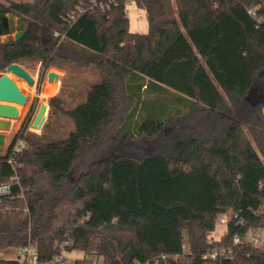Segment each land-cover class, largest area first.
<instances>
[{
	"label": "trees",
	"instance_id": "1",
	"mask_svg": "<svg viewBox=\"0 0 264 264\" xmlns=\"http://www.w3.org/2000/svg\"><path fill=\"white\" fill-rule=\"evenodd\" d=\"M4 1L0 16L18 17L24 35L0 41V71L39 62L93 67L98 79L62 109L75 123L67 137L23 128L0 147V184L11 182L0 251L35 244L38 264H63L76 248L99 264H264V249L245 239L264 228V0H135L147 32L130 30L128 0L107 11L88 0ZM19 203L24 219L5 214ZM214 247L233 253L205 260ZM163 253L177 259L152 260Z\"/></svg>",
	"mask_w": 264,
	"mask_h": 264
},
{
	"label": "rangeland",
	"instance_id": "2",
	"mask_svg": "<svg viewBox=\"0 0 264 264\" xmlns=\"http://www.w3.org/2000/svg\"><path fill=\"white\" fill-rule=\"evenodd\" d=\"M17 1H31V0H17ZM126 11L130 18V28L132 30H136L140 32H143V30L144 31L148 30L149 22H148L146 12L144 9L139 8L137 4L134 2H128L126 5ZM6 18L10 22L9 28L12 31L8 34L1 33L0 41H6L9 37L14 38L15 33L20 30L19 27L21 24H20V20L18 17L13 16L11 14H7ZM24 63L30 64L31 66H33V75L36 78V82L33 85H30L21 77L10 74L17 81L22 91L26 95H28V100L25 105H18V107L21 110V114L17 119L12 120L11 125L6 127L5 129L2 128L4 126L0 125V132H4L7 135L5 145L0 146V147H3L2 152L11 143L15 134L21 131L19 130L21 121L31 103L34 104V110H33L32 115L28 119L27 123L23 127V128H26L25 135L28 134L39 140L41 139L43 141L67 137L70 131H72L75 128V123L68 114L62 111V109L72 108L79 101L83 100L85 97L84 94L86 93L87 86L93 81L98 79V71L93 67L78 66L77 68L74 69L72 67H75V66H67V69H62L58 67H50L48 69H44L41 63L39 62H24ZM49 71H56L57 73H59L60 75L59 80L62 81L61 82L62 86H67V88L65 89L67 91L63 97L65 101L63 106H58V107L53 106L52 107L51 105V98L55 96L57 93H59L60 89L57 90L52 95L51 94L46 95L43 92L45 83L49 81L48 80ZM5 72L6 70L0 71V73L2 74H4ZM72 87H75V89L77 90L73 92ZM70 92L73 93L72 96ZM73 96L75 97L73 98ZM41 102H45L48 105V110L46 113L47 119L41 128L35 129L31 126L30 121L36 115L37 110L35 109L36 107H38V104ZM254 145L256 146L255 142H254ZM256 148L259 154L261 155V157L263 158L264 157L263 153L258 149L257 146ZM3 210L5 211V214H11V216H13V219L15 217H20V219H24L28 214V207H27V204L25 203L24 204L19 203L16 205L6 206ZM231 215L232 213H227L219 217V220L217 221L216 229L211 233V237H213V239L221 237V235L226 229L227 222L229 218L231 217ZM224 216L228 218L226 223H222L220 221V218ZM189 226L191 225H187V227L184 228V233H186L185 234L186 236L184 239V246H185L184 250H186V252H188L189 250V242H188V227ZM245 239L257 245L258 247H260V249H264V228H257L255 230L249 231ZM26 246H31V247L34 246L36 247L38 251L37 245L35 244L30 243ZM21 247H24V246H21ZM21 247L0 251V256L18 259L20 264H29L30 261L27 258H24L20 255ZM74 250L75 251L72 252L74 255H77L78 254L77 252L81 251L86 256L84 258L91 261L93 264H97V263L99 264L103 261V256L98 255L97 253H94V252L86 253L84 250L77 249V248ZM68 252L70 251L64 250L57 259L64 257L65 259H67V264H76L73 254H69ZM28 256H31V254H29Z\"/></svg>",
	"mask_w": 264,
	"mask_h": 264
},
{
	"label": "water",
	"instance_id": "3",
	"mask_svg": "<svg viewBox=\"0 0 264 264\" xmlns=\"http://www.w3.org/2000/svg\"><path fill=\"white\" fill-rule=\"evenodd\" d=\"M10 22L7 20L6 16H0V34L3 33L5 28L9 27ZM24 35L23 30H19L15 33L14 39L19 40ZM16 75L24 79L28 84L33 85L36 82V78L33 75V66L24 62H14L7 66L6 72L0 76V125L5 129L11 125L12 120L17 119L21 110L18 105H25L28 100V95H26L22 89L19 87L17 81L10 75ZM59 73L56 71L48 72V80L53 81L54 79L59 80ZM34 110V104L29 105L26 111L19 130L25 125V123L30 118V115ZM37 112L34 118L30 121L31 126L35 129H39L43 126L47 119L48 105L45 102H41L36 107ZM6 133L0 132V146L5 145Z\"/></svg>",
	"mask_w": 264,
	"mask_h": 264
},
{
	"label": "built area",
	"instance_id": "4",
	"mask_svg": "<svg viewBox=\"0 0 264 264\" xmlns=\"http://www.w3.org/2000/svg\"><path fill=\"white\" fill-rule=\"evenodd\" d=\"M89 1V8L90 9H98V10H103V11H107L110 10L114 5L117 4L118 0H88ZM128 2H135V0H128ZM126 3V4H127ZM80 11H84L85 9L83 8H79ZM25 146L24 141L22 140H18L15 147H14V151L15 150H19L21 148H23ZM11 188V182H5L0 184V194H6L10 191ZM235 216H237V214H234ZM228 220V218L226 216L221 217L220 221L222 223H226ZM241 239L239 236H235L234 237V242L238 243L240 242ZM183 248L185 249V246L183 245ZM233 253L232 249L226 248V247H214L211 249H208L203 257L205 260H212L215 259L219 256H231ZM29 254H31V256H28ZM20 255L24 258H27L30 262L29 264H38L39 262V255H38V251L36 249V247L34 246H24L20 248ZM177 255H169L166 253H163L161 255H157L155 257H153V261L155 262H159L161 260L169 262L170 259L172 260H176ZM58 260H60L63 264H67V259H65L64 257L59 258ZM41 264H45V263H41ZM83 264H93L91 261L87 260L85 261ZM137 264H141L139 261L137 262Z\"/></svg>",
	"mask_w": 264,
	"mask_h": 264
},
{
	"label": "crops",
	"instance_id": "5",
	"mask_svg": "<svg viewBox=\"0 0 264 264\" xmlns=\"http://www.w3.org/2000/svg\"><path fill=\"white\" fill-rule=\"evenodd\" d=\"M145 10V9H144ZM146 12V11H145ZM146 16H147V14H146ZM130 30L131 31H133V32H140V31H136V30H132L131 28H130ZM148 31V30H147ZM147 31H144L143 30V32H147ZM59 78H60V76H59ZM59 81V82H58ZM62 81H60V80H56V79H54L53 81H47L46 83H45V86H44V94H46V95H48V94H54L57 90H59L60 88H61V85H62V83H61ZM75 250H73V251H70V252H68L69 254H73L72 252H74ZM78 254L77 255H74L73 254V256H74V258H75V261H76V259H78V258H84V257H86L85 255H84V253L83 252H81V251H79V252H77Z\"/></svg>",
	"mask_w": 264,
	"mask_h": 264
},
{
	"label": "flooded vegetation",
	"instance_id": "6",
	"mask_svg": "<svg viewBox=\"0 0 264 264\" xmlns=\"http://www.w3.org/2000/svg\"><path fill=\"white\" fill-rule=\"evenodd\" d=\"M1 17H3V16H1ZM32 113H33V110H32ZM32 113H31V115H32ZM31 115H30V116H31ZM26 123H27V122H26ZM26 123H25V124H26ZM23 127H24V126H23ZM23 127H22V129H23ZM22 129H21V130H22Z\"/></svg>",
	"mask_w": 264,
	"mask_h": 264
},
{
	"label": "bare ground",
	"instance_id": "7",
	"mask_svg": "<svg viewBox=\"0 0 264 264\" xmlns=\"http://www.w3.org/2000/svg\"><path fill=\"white\" fill-rule=\"evenodd\" d=\"M11 74V73H10Z\"/></svg>",
	"mask_w": 264,
	"mask_h": 264
}]
</instances>
